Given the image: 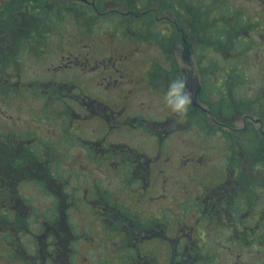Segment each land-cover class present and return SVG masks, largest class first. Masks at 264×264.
Returning <instances> with one entry per match:
<instances>
[{
  "label": "flooded vegetation",
  "instance_id": "1",
  "mask_svg": "<svg viewBox=\"0 0 264 264\" xmlns=\"http://www.w3.org/2000/svg\"><path fill=\"white\" fill-rule=\"evenodd\" d=\"M140 1L0 0V264H264V0Z\"/></svg>",
  "mask_w": 264,
  "mask_h": 264
},
{
  "label": "rangeland",
  "instance_id": "2",
  "mask_svg": "<svg viewBox=\"0 0 264 264\" xmlns=\"http://www.w3.org/2000/svg\"><path fill=\"white\" fill-rule=\"evenodd\" d=\"M91 19V18H90ZM86 20H88V19H86ZM92 21H90L89 23H91ZM74 24V23H73ZM88 24V23H87ZM182 24H186V23H184L183 21L182 22H180L179 23V27L181 28V29H184V31H185V33H187V27L186 28H182ZM98 25H103V24H101V22L100 23H98ZM79 25H67V27H66V39H68V40H70V39H72V40H75L76 38H77V36L79 35V33H80V30H78L79 29ZM106 27L105 28H103L102 27V30L101 31H106ZM189 33H190V31H189ZM102 34H104V33H102ZM138 47V46H137ZM67 50V49H66ZM138 50H139V52H140V54H142V55H146V56H155L156 54H155V51H154V49H150L149 47H138ZM249 72H251L252 74H253V70H252V67H251V65H249V70H248ZM38 72V71H37ZM36 72V77H38V73ZM250 77H255V75H249ZM40 78H42V77H40ZM256 78V77H255ZM253 79V78H252ZM257 79V78H256ZM253 81L252 80H250V83H252ZM252 85V87H254L256 84H255V80H254V82L251 84ZM10 111H11V109L10 108H6V110H5V113L7 114V115H9V113H10ZM204 135L203 134H200V135H198V136H196L195 137V139L193 138L192 140H191V153L193 152V148H192V146L194 147V148H198L200 151H202L203 152V148H204V145H205V143H204ZM210 141V143H209V145H210V148L209 149H211L210 150V153L211 154H209L210 156H212L213 158H214V161H215V164H219L220 165V160H221V158H219V153H220V149H221V145H220V143L219 142H214V140L212 139V140H209ZM223 154V153H222ZM76 160H78V159H76ZM78 165H80V166H82L80 163H78ZM104 174V175H103ZM26 176H28V175H26ZM99 179H101V181L102 180H105V179H107L106 181H105V184H104V187L105 188H108L109 190H114V188H116V181H115V179H114V176L112 175V174H108V172L107 171H104V173H101V175H100V177H99ZM108 183H110L111 184V186L109 187V184ZM264 194V193H263ZM262 194V192H261V195H263ZM31 195V194H30ZM93 231H96V229H92ZM66 244H67V242H66V240H65V242L62 244V245H64V246H66ZM229 259V257L228 256H221V257H219V259H218V264H225V262L227 261Z\"/></svg>",
  "mask_w": 264,
  "mask_h": 264
},
{
  "label": "clouds",
  "instance_id": "3",
  "mask_svg": "<svg viewBox=\"0 0 264 264\" xmlns=\"http://www.w3.org/2000/svg\"><path fill=\"white\" fill-rule=\"evenodd\" d=\"M163 102L171 114L176 116L178 120H182L192 105V95L187 88L186 80L175 79L169 81L163 96Z\"/></svg>",
  "mask_w": 264,
  "mask_h": 264
},
{
  "label": "trees",
  "instance_id": "4",
  "mask_svg": "<svg viewBox=\"0 0 264 264\" xmlns=\"http://www.w3.org/2000/svg\"><path fill=\"white\" fill-rule=\"evenodd\" d=\"M126 2H128L129 4H130V9H131V11H136L135 10V8L136 7H139V8H141L142 6H140V5H136V4H134L133 2L135 1V0H125ZM138 1H140V0H138ZM194 0H192L191 2H193ZM141 2V1H140ZM196 4H197V6H198V0H196V2H195ZM194 8V11H195V14H194V11H193V13L192 14H185V15H182V16H179V18H180V20H183V19H187V18H190L191 19V15H195L197 18H199L201 15H204V14H206L205 12H203L202 10H200L199 8H197V7H193ZM136 14V13H135ZM65 16V18L67 19V21L70 23V24H73V23H76V22H78V21H80L81 20V18H83V16L79 13V12H77V11H75V10H73L72 11V9H71V6H69L68 7V9H67V13L64 15ZM84 17H90V16H87V14H84ZM123 23H125V21L123 22ZM119 31V32H118ZM120 31H122L121 29H118V30H116V33L118 32V33H121ZM148 34H149V39H158V35H157V32H156V30L155 31H152V30H149L148 31Z\"/></svg>",
  "mask_w": 264,
  "mask_h": 264
},
{
  "label": "water",
  "instance_id": "5",
  "mask_svg": "<svg viewBox=\"0 0 264 264\" xmlns=\"http://www.w3.org/2000/svg\"><path fill=\"white\" fill-rule=\"evenodd\" d=\"M187 88L191 91L193 96H196L200 90L197 79L187 75L186 76Z\"/></svg>",
  "mask_w": 264,
  "mask_h": 264
}]
</instances>
